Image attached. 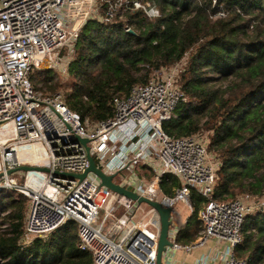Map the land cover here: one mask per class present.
<instances>
[{
    "label": "built area",
    "instance_id": "built-area-1",
    "mask_svg": "<svg viewBox=\"0 0 264 264\" xmlns=\"http://www.w3.org/2000/svg\"><path fill=\"white\" fill-rule=\"evenodd\" d=\"M104 1L108 8L101 15L100 0H0V193L28 199L23 245L75 222L78 248L91 254L95 264H157L156 212L141 216L142 205L103 187L93 173L82 181L60 175L83 174L89 168L88 153L77 140L82 138L89 140L98 168L107 175H125L118 184L127 189L165 207L185 205L191 212L194 192L207 200L198 212L201 237L182 244L181 228L173 224V247L165 254V264H181L174 259L176 252L190 253L210 240L226 246L194 264H248L249 259L238 258L236 247L244 241L246 218L264 213V197L216 199L220 161L210 151L209 133L176 138L163 128L179 118L177 109L185 101L179 83L184 61L155 72L148 83L133 86L129 95L115 96L113 117L94 125L70 110L64 95H44L34 87V69L57 67L68 73L88 20L112 24L128 10L142 11L151 20L161 16L155 4L141 0ZM225 17L220 11L214 19ZM33 146L43 149L44 164L17 157L18 149ZM140 164L154 172L152 180L133 173ZM26 166L32 169L8 174ZM170 177L181 186L166 195L161 183Z\"/></svg>",
    "mask_w": 264,
    "mask_h": 264
},
{
    "label": "trees",
    "instance_id": "trees-1",
    "mask_svg": "<svg viewBox=\"0 0 264 264\" xmlns=\"http://www.w3.org/2000/svg\"><path fill=\"white\" fill-rule=\"evenodd\" d=\"M141 1L155 4L161 16L151 20L128 10L112 24L90 19L83 25L70 63L76 81L65 94L66 105L90 125L106 121L114 115L115 96H127L155 72L185 61L179 80L185 101L177 109L179 118L164 124V131L176 138L209 133L210 151L220 161L216 199L263 198L264 0ZM100 3L102 15L108 4ZM220 11L226 17L214 19ZM44 86L47 92L58 88ZM180 186L172 177L161 183L166 195ZM206 201L194 192L192 214ZM27 213L25 196L0 193V264H95L78 248L75 222L24 246ZM200 225L181 229L178 241L196 242ZM244 231L238 258L264 264V213L249 215Z\"/></svg>",
    "mask_w": 264,
    "mask_h": 264
},
{
    "label": "water",
    "instance_id": "water-1",
    "mask_svg": "<svg viewBox=\"0 0 264 264\" xmlns=\"http://www.w3.org/2000/svg\"><path fill=\"white\" fill-rule=\"evenodd\" d=\"M128 32L134 35L136 34L132 29H129ZM77 140L85 146V149L88 153V159L90 164L89 168L83 174L61 173L60 175L71 179L77 178L82 181L88 176L89 173H93L100 179L101 185L103 187H106L115 193L125 196L132 201H136L139 205L145 204L150 206L158 214L160 222V230L157 243V264H165V254L168 252L169 249L173 247V243L170 240V231L174 224V209L171 207H165L161 202L157 200H151L149 198H146L140 195L139 193L131 189H127L121 186L120 184L116 183L114 180L117 177L116 174L107 175L96 165V162L88 146L89 140L82 138H77ZM31 169V167L27 166L21 167L15 170H9L8 174L11 175L18 170L29 171ZM1 176L2 174H0V177Z\"/></svg>",
    "mask_w": 264,
    "mask_h": 264
},
{
    "label": "rangeland",
    "instance_id": "rangeland-1",
    "mask_svg": "<svg viewBox=\"0 0 264 264\" xmlns=\"http://www.w3.org/2000/svg\"><path fill=\"white\" fill-rule=\"evenodd\" d=\"M102 3H99V5L97 6L98 11L100 10V12L102 11ZM120 14H124V11L120 12ZM63 55H64V53L62 52L61 56H63ZM31 78L33 79L32 83L34 84V87L39 88L44 93V95H49V96H53L55 94H62L65 97L66 92L70 91L72 89V87L76 81L74 74H72L70 72V67H69L68 73L66 75L63 74V72L57 67H54V68L49 69V70L48 69H34L31 73ZM48 83L51 85L56 84L58 88L54 92H47L48 89L44 85L48 84ZM133 173H135L140 178L145 179L146 182H148V181H150V179L152 180L154 178L153 177L154 172L151 169L145 167L143 164L137 165ZM16 177H18V176L16 175ZM124 177H125V175H119L114 180L116 183H122ZM5 193H8V192H5ZM9 193H11V192H9ZM243 197H244V195L239 194L237 199L243 198ZM229 200H233V199H229ZM139 211L141 212L140 213L141 216H145L148 214H155L154 213L155 211L150 206L145 205V204L141 206ZM198 221H199L198 213L196 215H194V214H192L190 209H188V208L184 209L183 208V210H182V224L188 223L189 227L191 229H194V228H196ZM200 227L203 229L202 224L200 225ZM201 235H202V233H201Z\"/></svg>",
    "mask_w": 264,
    "mask_h": 264
},
{
    "label": "crops",
    "instance_id": "crops-1",
    "mask_svg": "<svg viewBox=\"0 0 264 264\" xmlns=\"http://www.w3.org/2000/svg\"><path fill=\"white\" fill-rule=\"evenodd\" d=\"M183 208L185 209L187 207L185 205H179V206L175 207L174 208V218H173L174 226L179 227L181 229L186 228L188 225V223L182 224V210H183ZM194 229H191V230L193 231ZM201 233H202V231L200 232V235H201ZM225 246H226V244L224 242H219L217 240H210L205 247L197 248L190 253L176 252L174 255V259L177 263L194 264L202 256H205V255L210 254V253H214L215 251H218L220 249L225 248Z\"/></svg>",
    "mask_w": 264,
    "mask_h": 264
},
{
    "label": "bare ground",
    "instance_id": "bare-ground-1",
    "mask_svg": "<svg viewBox=\"0 0 264 264\" xmlns=\"http://www.w3.org/2000/svg\"><path fill=\"white\" fill-rule=\"evenodd\" d=\"M17 157L20 160L29 159L31 160L33 164H44L45 163L43 149L40 146H33V147L18 149Z\"/></svg>",
    "mask_w": 264,
    "mask_h": 264
}]
</instances>
